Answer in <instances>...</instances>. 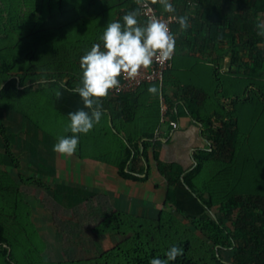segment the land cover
<instances>
[{
  "label": "trees",
  "instance_id": "trees-1",
  "mask_svg": "<svg viewBox=\"0 0 264 264\" xmlns=\"http://www.w3.org/2000/svg\"><path fill=\"white\" fill-rule=\"evenodd\" d=\"M78 3L85 5L77 12ZM171 3L174 13L152 2L159 13L186 16L188 27L181 29L177 21L171 26L175 50L162 85L146 83L132 93L98 98V103L106 99L105 105L99 104L101 112L126 122L136 107L137 92L156 85L157 121L160 93L172 108L170 118L176 119V105L181 104L201 125L208 144V149L194 153L196 165L182 181L181 168L157 159L160 142L151 141L152 132L142 145L149 146L156 171L166 179V198L173 201L182 183L211 215L193 220L192 232L171 211L162 210L149 224L130 228L128 236L92 259L47 261L41 255V244L33 242L35 230L26 228L25 215L18 213L26 203L9 170L18 171L23 184L49 191L52 200L67 210L86 203L93 194L57 181L48 184L47 179L56 175L58 157L52 146L57 139L39 125L31 112L33 104L24 99L35 91L54 95L51 86L61 81L74 91L79 80V58L84 53L80 49L85 43L56 42L50 34H61L77 19L98 13L105 24L122 21L125 13L139 10V0H32L30 13L37 20L33 28L14 32L12 19L17 16L16 26L20 21L16 12L9 11L4 23L0 19V27L7 30L0 31V264H149L154 256L165 258L173 244L183 249V255L170 264H228L220 255L226 249L231 264H264V31L260 27L264 0ZM137 20L145 23L139 14ZM72 46L78 50L71 52ZM183 51L193 55L181 57ZM224 55L229 56L230 67L220 71L218 62ZM167 84L176 87L171 98L163 94ZM108 128L115 155L102 160L113 164L120 176L129 177L125 166L134 160V141L119 138ZM72 154L97 160L83 154L80 136ZM22 171L31 175L29 180ZM13 225H17L14 231ZM19 247L25 248L30 260L19 256Z\"/></svg>",
  "mask_w": 264,
  "mask_h": 264
},
{
  "label": "crops",
  "instance_id": "crops-1",
  "mask_svg": "<svg viewBox=\"0 0 264 264\" xmlns=\"http://www.w3.org/2000/svg\"><path fill=\"white\" fill-rule=\"evenodd\" d=\"M152 2L161 4L159 0H152ZM84 5L83 3L76 4L77 12ZM105 22V18L98 13L91 18L77 19L69 24L63 33L55 32V35L50 34V37L52 36L56 42L63 41L66 44L83 41L85 45L80 51L85 52L93 43L99 42L97 37L103 32ZM70 50L72 52L78 49L72 46ZM185 54L193 55L183 51L180 56L183 57ZM194 56L197 57V55ZM181 57H179V62ZM229 63V56L224 55L218 62L219 70H229ZM51 88L55 91L52 95L53 110L58 112L62 120L67 122L69 112L84 107L78 94L65 88L64 81L52 84ZM163 92L167 98H171L176 93V87L167 84ZM106 103V99L99 102L103 105ZM175 110L176 119L172 117L170 119L177 123V128L172 129L167 123L160 122V113L159 121H157L158 111L154 96L147 89L141 88L136 95V107L131 119L126 122L120 118L112 119L107 111H103L100 121L84 135L86 138L98 140L97 146L95 144L97 160L91 157L78 159L73 154L57 153L56 175L54 178L47 179V182L50 184L57 181L91 192L93 198L86 202L87 204L90 202L88 208L98 218L107 216L112 221V228H109L112 235L129 232V227H138L137 225L142 221L153 219L162 210L171 211L176 217L191 219L210 216L211 213L205 210L202 202L191 196L182 183L178 184L173 201L166 198V179L156 171V163L149 146L143 147L142 145L147 142L146 137L152 132L151 141L160 142L157 159L164 164H173L181 168L183 172L180 181H182V177L196 165L194 153L208 149V144L201 125L187 115L181 104L176 105ZM53 117L56 116L53 115ZM108 127L114 134L117 133L115 136L131 138L134 141L133 145L136 146L132 151L134 160L127 162L125 166V172L129 177L120 176L113 164L102 160L105 156L115 155L111 144L114 142V137L109 133ZM87 148L89 147L83 146V150ZM62 157H64L63 164L60 162ZM110 159L109 156L107 160ZM61 169L64 170L63 177L59 174ZM97 223L101 225V230L105 224L109 226L107 220ZM122 225L125 229L128 227V230H123ZM99 242L98 247L104 249L108 244V239L103 237Z\"/></svg>",
  "mask_w": 264,
  "mask_h": 264
},
{
  "label": "rangeland",
  "instance_id": "rangeland-1",
  "mask_svg": "<svg viewBox=\"0 0 264 264\" xmlns=\"http://www.w3.org/2000/svg\"><path fill=\"white\" fill-rule=\"evenodd\" d=\"M32 0H0V19L2 23L6 22L10 12H16L20 18L17 25V20L14 17L12 20L15 31L20 29L33 28L37 22L34 21L30 11L32 10ZM5 26L0 27V31H7ZM2 43V41L0 42ZM27 103H32V113L35 120L39 125L46 130L50 135L56 139L62 135H71L70 132L65 131V125L67 122L62 120L58 116V112L53 110L52 94L48 92H33L27 100ZM56 116V117H53ZM85 134H79L82 145H86V150H83L84 155L96 156L95 144L97 146L98 140L95 138H86ZM64 157H62L63 164ZM63 169L59 171L61 177H63ZM25 180H29L31 175L28 172L22 171ZM9 175L20 183V190L25 199V205L18 211L20 215L24 216V221L27 223L26 228H33L34 236L33 242L41 244V255L47 261H59V260H83L92 259L100 253L111 249L124 237L128 236V232L120 233L118 235H112L109 228H112V221L106 216L98 218L95 213H91L88 208L90 202L84 205H79L74 209H64L57 205L51 198V193L46 190H42L35 186L23 184L19 180L18 171L14 169L9 170ZM59 176V177H60ZM49 184V183H48ZM7 212V208L4 209ZM3 211V212H5ZM184 225L188 226L192 232H195L192 226L193 220L191 218L177 217ZM107 220L109 226L103 227L105 232L100 228L101 225L97 223ZM206 220V219H205ZM114 221V220H113ZM150 219L142 221L138 227H129V229H140L143 226L149 224ZM17 226V225H16ZM16 226L13 225V231L16 230ZM94 226V227H93ZM16 227V228H15ZM123 230H128V227L122 225ZM98 231V232H97ZM110 231V232H109ZM103 237H107L108 244L106 247L99 248V240ZM106 248V249H105ZM19 256L23 259H29L26 257L25 248L19 247ZM220 255L223 260L231 264L230 250H221Z\"/></svg>",
  "mask_w": 264,
  "mask_h": 264
},
{
  "label": "clouds",
  "instance_id": "clouds-1",
  "mask_svg": "<svg viewBox=\"0 0 264 264\" xmlns=\"http://www.w3.org/2000/svg\"><path fill=\"white\" fill-rule=\"evenodd\" d=\"M165 12H175L171 0H159ZM139 10L123 15L121 20H113L103 26V32L79 58V80L73 89L80 97L83 108L68 113L65 131L71 135L57 138L52 148L54 152L71 155L77 148L79 134H86L101 119L102 112L98 98L108 95L110 89L119 85L118 77H134L141 67L149 66L154 58L161 62L168 60L175 49V35L168 25L153 16L141 24L137 20ZM181 29H187L188 18L173 16ZM264 31V24L260 25ZM149 93L156 94V85H150ZM183 249L175 244L165 251V258L152 257L149 264H170Z\"/></svg>",
  "mask_w": 264,
  "mask_h": 264
},
{
  "label": "built area",
  "instance_id": "built-area-1",
  "mask_svg": "<svg viewBox=\"0 0 264 264\" xmlns=\"http://www.w3.org/2000/svg\"><path fill=\"white\" fill-rule=\"evenodd\" d=\"M139 16L147 22L151 17L155 16L163 20L167 25L169 30L171 26L176 23V20L172 17L174 15H164L159 13L157 9L153 6L152 0H139ZM175 50V49H174ZM174 55V52H173ZM173 55L170 59L161 62L159 58H154L153 62L147 67H141L137 74L129 78L126 75H121L118 77L119 85L116 88L110 89L109 95H119L124 93H132L136 91L140 86L146 83L156 82L160 86L162 85L164 73L170 67ZM159 110H160V122L167 123V125L172 128H177V123L170 119L172 114V108L168 106L163 95L160 93L159 97Z\"/></svg>",
  "mask_w": 264,
  "mask_h": 264
}]
</instances>
